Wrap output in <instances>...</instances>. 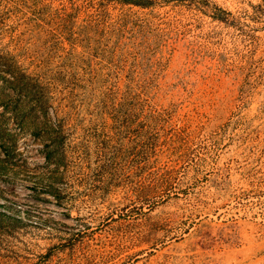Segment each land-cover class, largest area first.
<instances>
[{
	"label": "rangeland",
	"instance_id": "374dc122",
	"mask_svg": "<svg viewBox=\"0 0 264 264\" xmlns=\"http://www.w3.org/2000/svg\"><path fill=\"white\" fill-rule=\"evenodd\" d=\"M0 264H264V0H0Z\"/></svg>",
	"mask_w": 264,
	"mask_h": 264
}]
</instances>
